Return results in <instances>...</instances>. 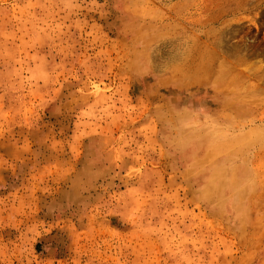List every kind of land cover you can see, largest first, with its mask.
Returning <instances> with one entry per match:
<instances>
[{"label": "rangeland", "instance_id": "obj_1", "mask_svg": "<svg viewBox=\"0 0 264 264\" xmlns=\"http://www.w3.org/2000/svg\"><path fill=\"white\" fill-rule=\"evenodd\" d=\"M0 264H264V0H0Z\"/></svg>", "mask_w": 264, "mask_h": 264}, {"label": "bare ground", "instance_id": "obj_2", "mask_svg": "<svg viewBox=\"0 0 264 264\" xmlns=\"http://www.w3.org/2000/svg\"><path fill=\"white\" fill-rule=\"evenodd\" d=\"M194 50L196 49V48H193ZM197 50V49H196ZM196 52V51H195ZM187 62V61H186ZM192 62V61H191ZM188 64V63H187Z\"/></svg>", "mask_w": 264, "mask_h": 264}]
</instances>
